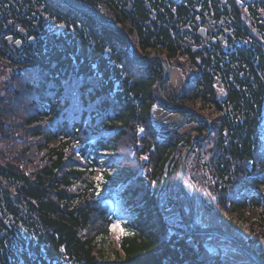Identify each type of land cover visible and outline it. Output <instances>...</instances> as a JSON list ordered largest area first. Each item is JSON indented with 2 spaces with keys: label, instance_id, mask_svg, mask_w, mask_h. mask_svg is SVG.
<instances>
[{
  "label": "trees",
  "instance_id": "obj_1",
  "mask_svg": "<svg viewBox=\"0 0 264 264\" xmlns=\"http://www.w3.org/2000/svg\"><path fill=\"white\" fill-rule=\"evenodd\" d=\"M74 1L120 23L136 55L158 51L183 72L167 99L213 123L193 146L207 155L194 167L209 197L201 203L264 260V201L254 190L264 176V0ZM207 16L213 31L203 39L197 23ZM19 28L34 41L8 46ZM0 65V264H113L108 251L118 264H230L206 248L224 239L191 232L170 192L191 134L159 128L153 111L186 115L200 136L207 126L162 104L160 62L131 63L120 33L60 0H0ZM185 181L195 184L190 171ZM161 199L175 202L180 220L163 216ZM249 206H261L255 221L241 213ZM122 209L134 235L113 247L109 225Z\"/></svg>",
  "mask_w": 264,
  "mask_h": 264
},
{
  "label": "rangeland",
  "instance_id": "obj_2",
  "mask_svg": "<svg viewBox=\"0 0 264 264\" xmlns=\"http://www.w3.org/2000/svg\"><path fill=\"white\" fill-rule=\"evenodd\" d=\"M103 11H105L106 14L108 13V11H106L105 9H103ZM43 18H44L46 27L50 31L61 30V26L55 24L47 16H44ZM244 18H246L247 20L246 15L244 16ZM258 19L261 22V24H264V8L263 7L258 9ZM212 25H214L212 17H208V16L205 17L202 26L205 27L207 31H210V30L213 31ZM138 54L139 53H137L138 58L145 57V56H141ZM154 54L157 55V57H159L162 61H164L163 58L159 56L158 51H154V50L151 51L150 55H154ZM154 60L159 61L158 58H153L152 62H154ZM170 71H171V74H170L169 79L163 84V89L165 90L163 94L165 95V97H166V94L168 93H174V94L179 93L182 85L184 84V79H185L183 72H181V70L175 65L172 66ZM2 72L6 73L8 72V70L4 67H1L0 65V89L2 86V82L5 79ZM215 90H216V93H218L220 97H222L225 93L223 91L222 85L219 82L216 83ZM186 106L194 109L191 105H186ZM152 114L154 117V121L158 125L159 128H162V129H168V128L179 129L180 128V132H182L183 134H191L192 136L201 137L196 131V124L190 118H188L186 115L180 112L178 113L172 112L170 110H165L162 106H157ZM198 115H201L202 117H204L205 119L211 122V129L208 134L210 135V133H212V128H213L212 121L208 117L202 114L198 113ZM194 150H195V147H191V151L186 156V166H185V170H184L185 173H184L183 178L187 177L188 172L190 171L191 177L194 178V182L196 185L195 184L191 185V183L186 182V181L184 182L183 180V183H184L183 186L185 187L186 191H187L186 188H189V192L187 191V193L190 194L192 198V202L194 204L195 224H198V226H201V228L206 227V228H213V229H216V228L221 229L225 231L226 233H229L235 236L236 231L233 228V226L228 225V223H226L223 219L217 218L212 211L207 210L205 206L201 203V198L203 196L206 197V201H209V197H208V193H206L205 186L201 182L202 180L200 178V175L198 174V171L194 169V167L199 168V164L197 163V160L199 159L200 162L202 163L206 160L207 155L205 154L206 152L205 147H202V149H197L195 150V152ZM197 151L199 153H196ZM95 175L98 176V173H96ZM258 178L260 179V184L259 186L256 187L255 190H257L258 193H261L262 201H264V176L260 175L258 176ZM176 182H177V179L176 180L174 179V181L172 182L173 186L170 188V192L173 197L176 196L178 198V194H177L178 193V183ZM193 193H194V196L192 197ZM178 201H179V198H178ZM180 205H181V208L183 207L182 209L183 213L187 215L189 213L188 212L189 205L183 204V202H181ZM178 208L179 207L173 201L171 204L165 199L163 200L161 199L160 201L159 209L163 213V216L166 217L167 219L180 220ZM260 210H261V206L258 208L249 206L248 208L244 207L243 212L241 211V213H244L245 215L244 217H247L249 221H255L257 220L260 214ZM117 219L118 220L116 222H119V223L125 222L127 220V218L125 217L124 209L119 211V216ZM116 236H117V233L111 232L110 241H112L113 247H116V243H117ZM240 238H242L241 242L245 244L244 243L245 238L243 236H240ZM206 248H208L210 253H212L215 256H220L222 259H224V261L230 262V264H253V262H250L249 258L245 256V254L241 251V249L236 247L230 241H227V240L224 241V240H219L215 238L208 239ZM108 257L110 259V262H112L113 264H118L114 261L112 253L109 251H108Z\"/></svg>",
  "mask_w": 264,
  "mask_h": 264
},
{
  "label": "water",
  "instance_id": "obj_3",
  "mask_svg": "<svg viewBox=\"0 0 264 264\" xmlns=\"http://www.w3.org/2000/svg\"><path fill=\"white\" fill-rule=\"evenodd\" d=\"M68 6H70L71 8H75L76 10H79L81 12H86L88 14H90L93 18V20L97 21V23H99L101 26L103 27H110L114 30H116L118 33H120L124 39V41H126V44H127V53H128V57L131 61H133L134 63H137V64H143L145 62H148L149 60H153V58H158L159 59V62H161V65H162V73H163V79L162 81L159 83V86H158V92H159V95H161V98L163 100V102L168 105V106H180L181 108L185 109L186 111L188 112H191L192 114H194L195 116H197L199 119L201 118L205 123L206 125L208 126V129H207V132L206 134H209V131L211 129V122L207 119H205L204 117H202L201 115H198V113L186 106V105H183L181 103H174V102H170L168 101L166 98H165V95H163L162 93V90H161V83L166 81L167 77H168V66H167V63L162 61L159 57H157V55H149V56H145V57H142L140 59H137L135 58V55H134V52H133V44H132V41L129 40V37L126 33V31L122 28V26L120 24H115L111 21H103L99 18V16L97 15V13H95L92 9H90L89 7L87 6H83V5H80L72 0H63ZM199 34H201L202 36L205 34V31L204 30H199ZM12 40V37H9L8 38V41L9 43L11 42ZM20 41H17L15 42V46L17 47H20ZM198 48V47H197ZM197 48H193V51L196 52L197 51ZM192 142H191V146H189L187 148L186 151H184L183 155H182V162H181V165H180V169H179V175H178V180H177V183H178V190L180 192V194H183V196L187 199L188 201V204L190 205V212H189V217H188V226L190 227V229L196 233H199V234H205V233H209V234H214V235H219V236H222L224 237L225 239H229L230 241H232L237 247H240L248 257L252 258L256 264H264V262L259 258L257 257L252 251H250L246 246H244L242 244L241 241H238L234 236H231L229 233H226L220 229H213V228H205V229H199L198 227H196L194 225V219H195V209H194V204L192 202V199L190 197V195L185 191L184 189V186H183V176H184V173H185V166H186V156L187 154L191 151V147L193 145V141L196 139V136H192ZM198 138V137H197Z\"/></svg>",
  "mask_w": 264,
  "mask_h": 264
},
{
  "label": "snow or ice",
  "instance_id": "obj_4",
  "mask_svg": "<svg viewBox=\"0 0 264 264\" xmlns=\"http://www.w3.org/2000/svg\"><path fill=\"white\" fill-rule=\"evenodd\" d=\"M141 131H143V129H141ZM145 159H147V157H145ZM104 170H101V172L103 173ZM94 179L97 181V182H100L103 180V175H98L96 177H94ZM109 231L110 232H115L117 233V240H120L121 239V235H134V233H131V232H128L126 231V229L122 226L121 223L119 222H113L109 225Z\"/></svg>",
  "mask_w": 264,
  "mask_h": 264
},
{
  "label": "flooded vegetation",
  "instance_id": "obj_5",
  "mask_svg": "<svg viewBox=\"0 0 264 264\" xmlns=\"http://www.w3.org/2000/svg\"><path fill=\"white\" fill-rule=\"evenodd\" d=\"M17 35V36H16ZM13 36V41H16L18 39H20L22 42H21V47H23L22 45L27 41V39L30 37L29 34L24 30H19L17 31V34ZM11 46H13V43L11 44Z\"/></svg>",
  "mask_w": 264,
  "mask_h": 264
}]
</instances>
